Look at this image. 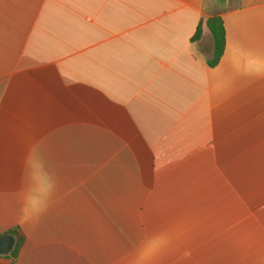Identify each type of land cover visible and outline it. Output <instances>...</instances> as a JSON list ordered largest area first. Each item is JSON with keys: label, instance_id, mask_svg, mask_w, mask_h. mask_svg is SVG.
<instances>
[{"label": "crops", "instance_id": "crops-1", "mask_svg": "<svg viewBox=\"0 0 264 264\" xmlns=\"http://www.w3.org/2000/svg\"><path fill=\"white\" fill-rule=\"evenodd\" d=\"M16 228L0 264H264V0H0Z\"/></svg>", "mask_w": 264, "mask_h": 264}, {"label": "trees", "instance_id": "trees-1", "mask_svg": "<svg viewBox=\"0 0 264 264\" xmlns=\"http://www.w3.org/2000/svg\"><path fill=\"white\" fill-rule=\"evenodd\" d=\"M204 27L211 33L213 37V44H214L213 54L212 57L208 59V64L213 67L218 64L224 52L225 30L223 26V21L219 16L207 18L204 23ZM202 30H203V25L201 24L198 27L196 35L194 36L195 40L199 39ZM9 235H12L15 239V245L12 251L9 253V255L12 258L16 259L24 245V242L26 240V235L22 230L18 228L11 230L9 232Z\"/></svg>", "mask_w": 264, "mask_h": 264}, {"label": "water", "instance_id": "water-1", "mask_svg": "<svg viewBox=\"0 0 264 264\" xmlns=\"http://www.w3.org/2000/svg\"><path fill=\"white\" fill-rule=\"evenodd\" d=\"M217 3L222 8L227 6V0H217ZM4 237H9V239L11 241V245L9 246V248L3 249V247H2L3 237H0V255L9 254L12 251V249H13V247L15 245V239H14V237L12 235H7V236H4Z\"/></svg>", "mask_w": 264, "mask_h": 264}, {"label": "rangeland", "instance_id": "rangeland-1", "mask_svg": "<svg viewBox=\"0 0 264 264\" xmlns=\"http://www.w3.org/2000/svg\"><path fill=\"white\" fill-rule=\"evenodd\" d=\"M237 166H248V157H237Z\"/></svg>", "mask_w": 264, "mask_h": 264}, {"label": "flooded vegetation", "instance_id": "flooded-vegetation-1", "mask_svg": "<svg viewBox=\"0 0 264 264\" xmlns=\"http://www.w3.org/2000/svg\"><path fill=\"white\" fill-rule=\"evenodd\" d=\"M10 245H11V241H10L9 237H3V240H2L3 249L9 248Z\"/></svg>", "mask_w": 264, "mask_h": 264}]
</instances>
